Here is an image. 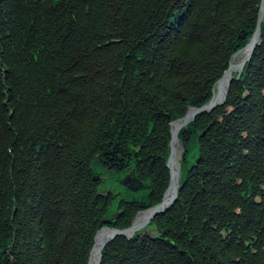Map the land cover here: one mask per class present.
Instances as JSON below:
<instances>
[{
  "label": "trees",
  "instance_id": "16d2710c",
  "mask_svg": "<svg viewBox=\"0 0 264 264\" xmlns=\"http://www.w3.org/2000/svg\"><path fill=\"white\" fill-rule=\"evenodd\" d=\"M258 6L0 0V264H87L100 229L159 204L169 124L209 101ZM178 143L176 201L100 264H264V41ZM132 172L136 193L100 190Z\"/></svg>",
  "mask_w": 264,
  "mask_h": 264
},
{
  "label": "water",
  "instance_id": "95a60500",
  "mask_svg": "<svg viewBox=\"0 0 264 264\" xmlns=\"http://www.w3.org/2000/svg\"><path fill=\"white\" fill-rule=\"evenodd\" d=\"M264 17V0H259L258 6V14L256 25L253 33L251 34L246 45L235 52L230 61L228 62L226 70L223 72L222 76L214 83L212 90V97L208 102L203 104L200 107H189L186 111L185 115L177 120L170 122V143H169V154L166 160V168L168 170L169 181L168 186L163 194L162 200L159 204L148 208L147 210L138 213L129 227L125 229H116L103 227L100 229L95 237L94 243L90 250L89 259L87 264H100L102 249L114 238L116 237H126L130 238L134 234L139 232H145L147 226L152 222V220L166 211L169 206H171L174 201H176L177 194L180 188V169L178 164V159H176V152L174 147V139L178 141V133L181 129L192 123L196 117L207 114L210 111L214 110L216 107L221 106L226 98L228 89L233 80H237L240 77V74L245 67V65L249 62L255 48L260 45L264 41V29H261V23ZM245 51V56L239 61L235 62V58L242 52ZM133 172L126 176L121 182L120 185L126 188L128 191L132 193H136L137 191L144 188V186L138 182L133 176ZM98 177H95L94 180H97ZM106 194L109 192H105ZM140 214H145L142 218H139ZM139 218V219H138ZM105 231L106 236L100 242L97 243L96 236L99 232ZM97 254L96 261L93 263V255Z\"/></svg>",
  "mask_w": 264,
  "mask_h": 264
},
{
  "label": "rangeland",
  "instance_id": "374dc122",
  "mask_svg": "<svg viewBox=\"0 0 264 264\" xmlns=\"http://www.w3.org/2000/svg\"><path fill=\"white\" fill-rule=\"evenodd\" d=\"M263 19H264V17H263ZM242 57L235 58L234 61L235 62H239ZM96 172L102 174V170L96 169ZM103 176L104 177H107L106 174H103ZM124 178H125V176L122 177L121 180H118V181H116V179H114V181H113V179H108V180H106V182L102 186H100V190H102L104 192H110V191H112L116 195V198H117V197H119L120 192H122V186L120 185V182ZM115 205H116V199L113 200V206L112 207L114 208ZM147 230H148V232L150 234H153L154 233L153 226H149Z\"/></svg>",
  "mask_w": 264,
  "mask_h": 264
},
{
  "label": "bare ground",
  "instance_id": "6f19581e",
  "mask_svg": "<svg viewBox=\"0 0 264 264\" xmlns=\"http://www.w3.org/2000/svg\"><path fill=\"white\" fill-rule=\"evenodd\" d=\"M245 53H246L245 51H242L236 58H239V57H242V56L244 57L245 56ZM173 142H174V147H175V152H176V159H178L179 158V154H180V148H179V145H178V141H176V139H174ZM144 215L145 214H140L139 215V218H142ZM105 236H106V232L105 231L99 232L97 234V236H96L97 243H100L105 238ZM96 256H97V254L95 253L93 255V257H92L93 258V263H95V261H96Z\"/></svg>",
  "mask_w": 264,
  "mask_h": 264
}]
</instances>
